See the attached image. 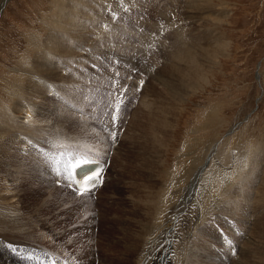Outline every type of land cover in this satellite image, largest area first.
<instances>
[{
	"label": "rangeland",
	"instance_id": "obj_1",
	"mask_svg": "<svg viewBox=\"0 0 264 264\" xmlns=\"http://www.w3.org/2000/svg\"><path fill=\"white\" fill-rule=\"evenodd\" d=\"M112 1L75 3L97 16L93 25L89 20L78 21L80 35L86 36L82 43L77 39L68 41L70 37L51 27L60 33L58 39L66 46V53L79 59L53 52L52 59L46 61L62 74L61 79L44 85L46 79L35 75L42 92L20 98L12 96V87L20 80V60L28 53L33 55L28 44L31 34H43L40 39L44 40L50 32L44 29L49 27L46 18L51 16L52 0H6L0 10V222L11 221L0 229L8 232L14 225L26 226L21 229L22 238H16L20 241L16 247L5 249L6 254L5 247H0L2 263L102 264L99 262L106 259L112 240L116 254L122 252L121 236L134 240L132 231L138 229L139 213H143V202L150 195L166 201L160 203L163 210L173 202H168L170 199L180 195L176 211L181 208L182 215L173 216L178 227L176 237L172 236L167 246L174 247L170 251L175 256H183L182 264L228 262L238 256L232 252H239L242 243L250 238L252 245L239 264H264V206L261 208L260 201L255 200L264 174V0H209L205 8L207 0H195L194 5L185 0H124L128 11L119 0ZM70 42L75 48L69 46ZM218 42L227 43L228 48L223 58L215 60L211 53ZM192 49L201 55L197 62L185 59L192 55ZM180 55L184 59L178 58ZM187 75L193 79H186ZM114 80L118 81L117 87L128 89L118 127L112 126L104 114L106 93L112 90ZM204 83L206 86L201 87ZM35 125L63 137L43 134L41 138L40 131L32 132ZM51 127L57 129L50 130ZM105 129L118 132L119 143L112 142ZM212 136L221 138L220 143L224 138L238 137L239 144L247 145L243 149L255 150L242 176L232 181L234 187L227 185L224 190L222 185L221 191L216 184L208 188L197 181L191 187L184 182L190 161ZM29 140L43 147H48L45 141L66 142L79 146L81 151L91 149V155L104 145H100L101 140L110 148L116 147L114 153L110 151L101 159L111 167V172L103 176L105 188L100 192L101 185L91 195L81 197L57 184L51 167L32 150ZM46 165L51 169L49 173L44 171ZM246 174L250 175L243 179ZM200 186L207 187L206 191ZM55 190L58 191L53 195ZM206 196L210 202L203 201ZM194 214H202V218ZM227 240H231V247ZM219 251L227 253L228 260L217 256ZM19 253L39 259H20ZM138 253L130 255L133 264ZM7 254L13 255L15 261Z\"/></svg>",
	"mask_w": 264,
	"mask_h": 264
},
{
	"label": "bare ground",
	"instance_id": "obj_2",
	"mask_svg": "<svg viewBox=\"0 0 264 264\" xmlns=\"http://www.w3.org/2000/svg\"><path fill=\"white\" fill-rule=\"evenodd\" d=\"M5 1L6 0H2L0 3V10H3V5H5ZM82 1V0H81ZM80 0H52V3L50 5V7H52V11H51V16L49 18H46V22H47V26H45V30H48L49 33H46V38L44 40H41L40 37L43 34H39V35H35L34 33L31 34V38L30 40H28V44L30 47L29 51H32V54L28 53V56H24L22 59L20 60V68L17 72H19L17 81L18 83L12 87V96L15 95V97H23L22 95H26V94H34V93H41L42 89L39 87L40 84H37V80L35 75L41 76V79L44 77L46 80H44V85L47 83V81L49 82H55L61 79V75L60 73H58V71H56V69L54 67H52V65H50L46 60L48 59H52L51 55H53V52H55L58 55L61 56H73V58H75L76 60L79 59L77 56L75 57V55L73 53L68 52V54L66 53V46L63 45V43L58 39V37L60 36V33H57L55 31H53L52 29H56V31H60L63 32L64 34L67 35V37H70L71 40L68 41H73V39H77L78 42L83 41V37L85 35H80L81 33H79V28L81 27L78 23L79 20H83V21H87L89 20L90 24L93 25L96 21L95 19L97 18L96 15H94L93 13H87L85 10L81 9L80 7L77 6V4H81ZM89 1V0H88ZM96 0V4H97ZM197 1V0H196ZM199 1V0H198ZM87 2V1H86ZM113 3H115V0L112 1ZM186 3L190 4V5H194L195 0H185ZM202 2V1H201ZM77 3V4H75ZM204 8L205 7H209V0H207V2L203 3ZM88 5V4H87ZM201 5V4H199ZM199 5L197 7H199ZM86 6V5H85ZM189 6V5H188ZM98 8V7H97ZM103 9H105L106 7L103 6L101 7ZM91 9V8H90ZM94 10V9H93ZM96 11V10H95ZM219 11V10H218ZM2 12V11H1ZM207 13V12H206ZM227 15L226 13L223 14ZM186 16V15H185ZM207 18V17H206ZM224 18V17H222ZM46 24V23H45ZM213 24V23H212ZM52 27V29H51ZM50 28V29H49ZM41 29V28H40ZM81 29V28H80ZM89 29V28H88ZM91 30V29H90ZM114 30V29H113ZM82 31V30H81ZM86 31V30H84ZM87 32V31H86ZM84 32V34L86 33ZM53 33V34H52ZM83 33V32H82ZM89 33V31H88ZM91 33V32H90ZM112 34V33H111ZM201 34H204L201 32ZM45 35V34H44ZM110 35V34H108ZM86 37V36H85ZM58 39V40H57ZM85 40V39H84ZM104 40V39H103ZM74 42V41H73ZM104 42V41H103ZM193 43V42H192ZM195 44V43H194ZM197 45V44H196ZM71 47H74V45L72 44V42H70ZM185 46V45H184ZM192 46V45H191ZM214 47L213 53H211L213 55V57L215 58V60H219L221 57L223 58V55L225 54V50L227 51L228 48V44L223 42L221 43H217ZM75 48V47H74ZM186 48V47H185ZM193 48V47H192ZM194 49H192L193 51ZM72 51V49H71ZM181 52V51H180ZM76 53V52H74ZM202 53V52H201ZM186 55V54H185ZM184 55V56H185ZM190 55V54H189ZM189 55L185 56V59H189L191 61H198L201 58V55L198 54V52H194L192 53V55L189 57ZM32 56V57H31ZM181 57L178 56V58L184 59L182 55H180ZM189 57V58H186ZM54 58V57H53ZM58 58V57H57ZM177 59V57H176ZM58 60V59H57ZM188 60V61H189ZM181 63L182 61L179 60ZM187 61V62H188ZM179 62V63H180ZM185 62V61H184ZM175 63V62H174ZM178 63V62H177ZM177 63L175 65H173L174 70H176L177 68ZM178 63V65H179ZM180 63V64H181ZM172 64V63H171ZM218 64V62H217ZM171 66V65H170ZM169 66V67H170ZM134 68V66H131ZM146 67V66H145ZM172 67V66H171ZM180 68V67H179ZM170 69V68H169ZM181 70V69H180ZM171 71V70H170ZM163 72V71H162ZM63 73V72H62ZM16 74V73H15ZM132 74V73H131ZM12 75V74H11ZM133 75V74H132ZM65 76V75H64ZM202 76V75H201ZM67 77V76H66ZM184 75L182 76H178V78H183ZM17 78V77H16ZM40 78V77H39ZM43 78V79H44ZM68 78V77H67ZM66 79V78H65ZM153 79V78H152ZM186 79H193V77L191 78L190 75L186 76ZM205 81V77L203 78ZM8 80V79H7ZM15 80V79H14ZM73 80V79H72ZM67 81V80H66ZM133 81V80H131ZM129 80V82H131ZM9 82V81H8ZM64 82V81H63ZM71 82V80H70ZM15 83V82H14ZM60 83V82H59ZM139 83V82H138ZM10 84H12L10 82ZM75 84H78L77 82ZM133 84H135L133 82ZM206 83L202 84L201 87H203ZM58 85V84H57ZM61 85V84H60ZM208 85V84H207ZM43 86V84L41 85ZM206 86V85H205ZM47 89V88H46ZM146 90V89H145ZM134 93V92H133ZM43 94V93H42ZM39 96V95H38ZM14 97V99H15ZM28 97V96H27ZM30 97V96H29ZM39 98V97H38ZM29 99V98H28ZM35 99V98H34ZM33 99V100H34ZM46 99V98H45ZM22 100V99H21ZM24 100V99H23ZM28 101V100H25ZM5 102V101H4ZM18 102V100H17ZM31 102V101H30ZM16 103V101H15ZM14 103V104H15ZM26 103V102H25ZM29 103V102H28ZM13 104V105H14ZM31 105V104H30ZM152 106V105H151ZM32 107V106H31ZM24 108V107H23ZM20 109V108H19ZM27 109V108H26ZM30 109V107H29ZM21 110V109H20ZM6 111V109H5ZM25 112V111H24ZM44 113V112H43ZM27 114V112H26ZM167 114H169L167 112ZM29 117V116H27ZM63 118V117H62ZM7 119V118H6ZM25 119V118H24ZM10 120V119H8ZM8 123V122H7ZM22 123V122H21ZM10 125V124H9ZM48 125V124H47ZM58 126V125H57ZM22 126H20L21 128ZM25 127V126H24ZM2 128V127H1ZM4 128V127H3ZM11 128V127H10ZM9 128V129H10ZM26 128V127H25ZM48 128V127H47ZM7 129V128H6ZM56 130L57 128L55 127H51L50 130ZM92 129V128H91ZM111 129V128H110ZM119 129V128H118ZM12 130V129H11ZM3 131H5L3 129ZM2 131V132H3ZM9 131V130H8ZM13 131V130H12ZM33 131H40V135L41 138H43V134L45 136H47V134H50L52 136L57 135V137H59L60 139L63 137V135L61 133H57V132H52V133H48L49 130L45 129L44 127H35L32 128V132ZM7 132V131H6ZM21 132V131H19ZM18 132V133H19ZM23 132V131H22ZM44 132V133H43ZM218 133V132H217ZM21 134V133H20ZM70 134V133H69ZM234 135V134H233ZM24 136V135H23ZM9 137V136H8ZM27 137V136H26ZM231 137V136H230ZM6 138V137H5ZM118 136L116 139V142H118ZM238 138V137H237ZM236 138V139H237ZM15 139V138H14ZM64 139V138H63ZM220 139L221 138H217L216 136H212L210 137V139H207L208 141L205 142L204 145H202V147L199 146L201 149H199L198 153H196V156H194L195 158L193 160H191L190 162V170L188 167L189 172L186 173V178L184 179V182H186V184H190L191 187H194L197 184V181L202 182V185H204L203 183H206L205 185H207V187L209 188L208 185L212 184H216L215 186H219V191L222 190L223 186L224 190L227 188V185H231L234 187V185H232V181L234 179H239L243 172L246 169V166H248L250 164L249 159H251L250 157L252 156V151L251 152V148L249 149H243V148H247V145L244 144H239L240 141L238 142L236 139H228V138H224L223 142L220 143ZM113 142V141H112ZM238 142V143H236ZM12 143V142H11ZM119 143V142H118ZM104 144V145H103ZM235 144V145H233ZM100 145L103 146H99V148L95 151L92 152L93 155L95 156L96 159H103L104 157H106L110 151H112V153H114L116 147H112L110 148L108 144L104 143L103 140H101ZM3 146V145H2ZM98 147V146H97ZM197 147V146H196ZM195 147V148H196ZM249 147V146H248ZM2 148V147H1ZM259 148V147H258ZM21 149V148H20ZM255 149V147H254ZM62 150V149H61ZM82 150V149H81ZM119 150V149H118ZM257 151V148H256ZM193 152V151H192ZM196 152V151H195ZM216 152V155H214L213 153ZM116 154H114L115 156L118 154V152H115ZM191 153V151H190ZM194 153V152H193ZM264 154V152H262ZM256 154V153H255ZM259 154V153H258ZM5 155V154H4ZM188 155V154H187ZM190 155V154H189ZM194 155V154H193ZM193 157V156H192ZM253 157V156H252ZM9 158V157H8ZM181 158V157H180ZM190 158V157H189ZM189 158H186L189 160ZM17 159V158H16ZM255 159V158H254ZM181 160V159H180ZM12 161V160H11ZM10 161V162H11ZM102 161V160H101ZM112 162H113V158H112ZM13 163V161L11 162ZM21 163V162H20ZM188 163V161L186 162ZM183 164V163H182ZM254 164V163H252ZM18 165V164H17ZM23 165V164H22ZM189 165V164H188ZM1 166V165H0ZM26 166V165H25ZM24 166V168H25ZM47 166V165H46ZM46 166L44 167V171L47 170V172L49 173L50 169H47ZM251 166V165H250ZM20 167V166H19ZM29 167V166H28ZM32 167V166H31ZM109 167V165H108ZM8 168V167H7ZM10 168V167H9ZM23 168V170H24ZM46 168V169H45ZM186 168V167H185ZM35 169V168H34ZM187 169V168H186ZM232 169V170H231ZM264 169V168H263ZM30 170V167H29ZM182 170V169H181ZM263 171V170H262ZM20 172V171H19ZM28 172V171H27ZM106 172L109 173L111 172V167L106 168ZM183 172V170L181 171ZM18 173V172H17ZM185 173V172H184ZM25 174V173H24ZM21 174V175H24ZM30 174V173H29ZM39 174V173H38ZM20 175V173H19ZM250 174H246V176L243 179H247L249 177ZM108 176V174H107ZM179 176V174H178ZM262 185L259 188V191L257 190V196L255 195V200H258L259 203H261V208L262 206H264V174L262 175ZM10 177V176H9ZM35 177V175H34ZM41 177V175H40ZM185 177V176H184ZM11 178V177H10ZM13 178V177H12ZM27 178V177H26ZM30 178V176H29ZM28 178V179H29ZM107 178V177H106ZM36 179V178H34ZM21 180V179H20ZM183 180V179H182ZM22 181V180H21ZM23 181L26 183L28 180L23 179ZM22 181V182H23ZM32 181V180H31ZM165 181V180H164ZM176 182V180H174ZM235 181V180H234ZM233 181V182H234ZM238 181V180H237ZM37 182V181H36ZM40 182V181H39ZM38 183V182H37ZM107 181L105 183L102 184V188L99 189V191H103V189L105 188ZM180 183V182H179ZM178 183V184H179ZM12 184V183H11ZM31 184V183H30ZM29 184V185H30ZM40 184V183H39ZM38 184V186H39ZM42 184V183H41ZM45 184V182H44ZM48 184V183H47ZM46 184V185H47ZM171 184V183H170ZM175 183H172V185ZM177 184V183H176ZM234 184V183H233ZM236 184V183H235ZM64 185V184H62ZM204 185V186H205ZM223 185V186H222ZM25 186V185H24ZM37 186V185H36ZM41 186V185H40ZM166 186V185H165ZM199 186V185H198ZM45 187V186H43ZM190 187V188H191ZM201 187V186H200ZM203 187V186H202ZM201 187V188H202ZM207 187L205 189H207ZM214 187V186H213ZM47 188V187H46ZM45 188V189H46ZM52 188V187H51ZM170 188V187H169ZM199 188V187H198ZM200 188V189H201ZM232 188V187H231ZM230 188V189H231ZM24 189V188H23ZM26 190L28 188H25ZM30 189V187H29ZM37 189V188H36ZM48 189V188H47ZM50 189V187H49ZM53 189V188H52ZM51 189V190H52ZM55 189V188H54ZM58 189V188H57ZM205 189L202 188V191H206ZM211 189V187H210ZM11 190V189H10ZM20 190V189H19ZM22 190V189H21ZM44 190V189H43ZM59 190V189H58ZM55 190L53 191V195L54 193H56ZM71 190V189H70ZM183 190V189H181ZM189 190V189H188ZM212 190V189H211ZM210 190V191H211ZM66 191V190H65ZM64 191V192H65ZM208 191V190H207ZM210 191H208L209 193H211ZM217 191V192H219ZM17 192V191H16ZM68 194L69 192L66 191ZM166 192V191H165ZM170 192V190H169ZM189 192V191H188ZM191 192V191H190ZM201 192V190H200ZM207 192V193H208ZM216 192V191H215ZM227 192V191H226ZM226 192H223L226 194ZM231 192V191H230ZM233 192V191H232ZM14 193V192H13ZM12 193V195H14ZM31 193V192H30ZM177 193V192H176ZM175 193V194H176ZM194 193V192H193ZM208 193V194H209ZM229 193V192H228ZM7 194V193H6ZM5 194V195H6ZM71 194V193H70ZM169 194V193H168ZM189 194V193H188ZM202 194V193H201ZM215 194V193H214ZM8 195V194H7ZM11 195V196H12ZM16 195V194H15ZM34 195V194H33ZM39 195V194H38ZM42 195V194H41ZM166 195V194H164ZM173 195V193H172ZM192 196V194H190ZM196 195V193H195ZM200 195V193L198 194ZM219 195V194H218ZM10 196V197H11ZM168 196V195H166ZM213 196V195H212ZM226 196V195H225ZM13 197V196H12ZM49 197H52V195H49ZM197 197V195H196ZM205 197V196H203ZM208 196H206V200H203L205 202H207ZM217 197V196H216ZM3 198V197H2ZM48 198V197H47ZM165 198V196H164ZM172 198V197H171ZM180 198L179 196H175L173 199H170L168 202H171L173 200V202L170 204V206L166 209L163 210L164 208L160 207V202L159 199H155L153 196L149 197L148 200L143 202L142 208H143V213L140 212L139 216H138V220L137 221V227L138 229H135L132 231L133 235H134V240L127 238L125 239L124 237L121 236V242L119 245H121V249L122 252L120 254H116V248L115 245L113 243V240L111 242L110 248L111 250H108V253L106 254V259H103V261L99 262L102 264H133L134 260L133 258L130 257V255L133 252H139V256L137 258V260H135V264H182L183 260L181 257H179V252L177 250H181V249H177L176 251L178 253H176L177 256H175V254L173 252L170 251L171 246H167L170 238L172 236L176 237V232H175V228L176 227V222L178 220H174L173 216H181V212L180 214H178V211H176V202L178 201V199ZM188 198V197H187ZM199 198V197H197ZM201 198V196H200ZM214 198V197H213ZM211 198V199H213ZM218 198V197H217ZM217 198H215V201L217 200ZM9 199V197H8ZM11 199V198H10ZM182 199V198H181ZM196 199V198H195ZM202 199V198H201ZM227 199V198H226ZM5 200V197H4ZM7 200V199H6ZM17 200V199H16ZM47 200V199H46ZM50 200V199H49ZM198 200V199H197ZM48 201V200H47ZM194 201V200H193ZM201 201V200H200ZM210 202V200H208ZM220 201V200H218ZM225 201V200H224ZM223 201V203H224ZM9 202V201H8ZM44 202V201H43ZM166 201H163V204ZM184 202V201H183ZM188 202V201H187ZM192 202V201H191ZM195 202V201H194ZM212 202V201H211ZM256 202V201H253ZM18 203V202H17ZM182 203V202H181ZM180 203V204H181ZM193 203V202H192ZM203 203V202H202ZM221 203V202H219ZM217 203V204H219ZM257 203V202H256ZM50 204V203H49ZM190 204V203H189ZM213 204V203H212ZM222 204V203H221ZM166 205V204H165ZM196 205V203H195ZM215 205V204H214ZM44 206H47V203L45 202ZM43 204L41 205V207H44ZM168 206V205H167ZM180 206H184V205H180ZM190 206V205H189ZM194 205H191V207ZM197 206V205H196ZM195 206V207H196ZM205 206H207V204L205 203L203 205V207L205 208ZM212 206V205H211ZM259 206V205H257ZM185 207V206H184ZM255 207V206H254ZM179 208V207H178ZM198 208V206H197ZM185 209V208H182ZM199 209V208H198ZM26 210V209H25ZM190 210V209H189ZM195 210V209H194ZM192 211L191 214L195 213V211ZM203 210V209H202ZM201 210V211H202ZM197 211V209H196ZM200 211V210H199ZM43 212V211H42ZM178 215H176V213ZM188 212V211H187ZM190 212V211H189ZM201 213V212H200ZM203 213V212H202ZM207 213V212H206ZM23 214V213H22ZM190 214V215H191ZM146 215V218L145 216ZM195 218H200L202 216V214L198 217V215L194 214ZM35 216V215H34ZM163 216L166 217V219H163ZM197 216V217H196ZM141 217H143L144 219L142 220ZM187 216H185L186 218ZM24 218V217H23ZM181 218V217H180ZM183 218V217H182ZM191 218V217H190ZM202 218V217H201ZM3 219H6L5 217ZM179 219V218H178ZM187 219H185L186 221ZM189 220V219H188ZM195 220V219H194ZM197 220V219H196ZM199 220V219H198ZM184 221V220H183ZM191 221V220H190ZM200 221V220H199ZM180 222V221H179ZM178 222V223H179ZM189 222V221H187ZM195 222V221H192ZM258 222V221H257ZM11 223V221L9 222ZM5 224L0 222V228L3 227V229L6 228V226L9 224ZM185 224V223H184ZM193 225V223H192ZM29 226V225H28ZM32 226V225H31ZM181 226V225H180ZM184 226V225H183ZM186 227V226H185ZM190 227V226H189ZM187 227V229L189 228ZM195 227V226H194ZM26 228V226L23 224L22 227H17V226H13V229H11L8 232H5V230L0 229V231H3L5 233L0 232V247L2 248L3 246L4 248V252L5 249H9V248H14L17 246L18 243H20V241H16V238L21 239L22 238V234H21V229ZM184 228V227H183ZM182 229V228H181ZM186 229V228H185ZM191 231V227L189 228ZM194 229V228H193ZM255 229V228H254ZM142 230L141 233H139V231ZM258 225L256 227V233L258 232ZM176 231H179L176 230ZM181 231V230H180ZM184 233V230L182 231ZM187 232V230H186ZM142 233H145V235H143ZM180 233V232H178ZM254 233V232H253ZM8 236L10 238H14V240H9L6 237H3L2 235ZM21 234V235H18ZM189 233H186V236ZM193 235H195L192 232ZM180 235H182V233H180ZM185 235V234H184ZM183 235V236H184ZM192 235V237H193ZM254 235V234H253ZM189 236V235H188ZM28 237V236H27ZM181 237V236H180ZM254 237V236H253ZM185 238V237H184ZM181 238V239H184ZM187 238V237H186ZM240 238V237H239ZM29 239V238H28ZM189 239V238H187ZM181 241V240H180ZM252 241L253 238H250L248 241H244L242 243V245L240 246V250L239 252H237L238 256L236 258L232 257L230 258V260H228L229 256L227 255V253L223 252L225 254V257L227 258L228 262L220 260L218 261L220 263L223 264H239L240 261H242V257L243 255L246 253V251L250 248V246L252 245ZM115 242V241H114ZM186 242V241H185ZM117 243V242H116ZM183 244V242H181ZM5 244L7 246H5ZM170 244V243H169ZM181 244V245H182ZM24 245V244H23ZM185 245V244H184ZM183 245V246H184ZM176 246H180L179 244ZM243 246V247H242ZM173 247V246H172ZM182 248V246H180ZM179 247V248H180ZM186 247V246H185ZM109 248V249H110ZM113 248V250H112ZM174 248V247H173ZM183 250V249H182ZM175 251V250H174ZM184 251V250H183ZM189 251V250H188ZM107 252V251H106ZM181 252V251H180ZM186 252V251H185ZM144 253V254H142ZM184 253V252H183ZM187 253V252H186ZM185 253V254H186ZM191 253V252H190ZM6 254V252H5ZM8 255V254H7ZM184 255V254H181ZM219 255V253L217 254V256ZM10 256L11 259H13V255H8ZM214 256V255H213ZM185 257V256H184ZM231 257V256H230ZM193 258V257H192ZM140 259V260H139ZM190 259V258H189ZM244 259V258H243ZM15 261V259H13ZM186 260V259H185ZM190 261V260H189ZM230 261V262H229ZM6 263V262H5ZM0 264H3L1 261V257H0ZM47 264H51L50 261L47 262ZM56 264V263H55ZM78 264V263H76ZM192 264V263H191Z\"/></svg>",
	"mask_w": 264,
	"mask_h": 264
},
{
	"label": "snow or ice",
	"instance_id": "obj_3",
	"mask_svg": "<svg viewBox=\"0 0 264 264\" xmlns=\"http://www.w3.org/2000/svg\"><path fill=\"white\" fill-rule=\"evenodd\" d=\"M119 4L121 7H124V0H119ZM124 11H128V8L124 7ZM112 15L115 18V13ZM104 27L107 30V25ZM115 76L118 77L119 72L115 73ZM117 83L118 81H113L112 90L107 92L105 97L107 111L104 114L109 116V122L114 127H118L120 114L125 105V95L128 92V89L122 85L117 87ZM139 83L140 86L143 85V81ZM105 130L108 131L109 138L115 142L118 132ZM28 144L51 167L58 178L63 176L68 181L67 186L72 188L76 195L81 197L91 195L94 189L102 183L103 168L96 162V158L90 154L91 149L81 151L79 146L66 142L45 141V145L48 147L35 145L31 140L28 141ZM52 148H60L63 151L53 152L50 150ZM90 163H95L96 167H87ZM73 169H79L82 174L80 179H73ZM226 242L231 247V240H227ZM232 255L235 256L237 253L233 251ZM28 259L38 260L39 258L29 256ZM51 264H55V261H52Z\"/></svg>",
	"mask_w": 264,
	"mask_h": 264
}]
</instances>
